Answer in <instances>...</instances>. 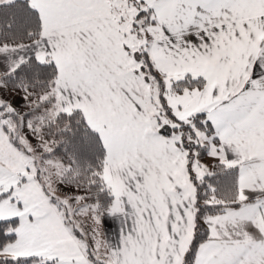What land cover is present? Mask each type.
I'll list each match as a JSON object with an SVG mask.
<instances>
[{"label":"snow or ice","instance_id":"snow-or-ice-1","mask_svg":"<svg viewBox=\"0 0 264 264\" xmlns=\"http://www.w3.org/2000/svg\"><path fill=\"white\" fill-rule=\"evenodd\" d=\"M0 264H264V0H0Z\"/></svg>","mask_w":264,"mask_h":264},{"label":"trees","instance_id":"trees-1","mask_svg":"<svg viewBox=\"0 0 264 264\" xmlns=\"http://www.w3.org/2000/svg\"><path fill=\"white\" fill-rule=\"evenodd\" d=\"M17 43L19 42V39H17V41H16Z\"/></svg>","mask_w":264,"mask_h":264}]
</instances>
